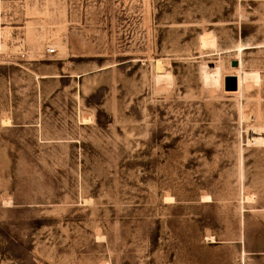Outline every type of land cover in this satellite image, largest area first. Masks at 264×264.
<instances>
[{
    "label": "rangeland",
    "instance_id": "374dc122",
    "mask_svg": "<svg viewBox=\"0 0 264 264\" xmlns=\"http://www.w3.org/2000/svg\"><path fill=\"white\" fill-rule=\"evenodd\" d=\"M0 264H264V0H0Z\"/></svg>",
    "mask_w": 264,
    "mask_h": 264
},
{
    "label": "bare ground",
    "instance_id": "6f19581e",
    "mask_svg": "<svg viewBox=\"0 0 264 264\" xmlns=\"http://www.w3.org/2000/svg\"><path fill=\"white\" fill-rule=\"evenodd\" d=\"M236 59H237V61H238V65L237 66H231L232 67V69H230V70H228L227 71V75L226 76H234L235 78H236V80H237V89L236 90H234V91H225V92H239V90H240V86H241V78H240V68H241V66H242V63H241V60H240V58H238V57H236ZM235 59V60H236ZM160 65H161V60L160 59H157L156 60V67L157 68H160ZM225 77V76H224ZM223 82L224 81H222V86H223ZM224 89V88H223ZM203 199H202V201H207V200H209V197L208 196H204V197H202ZM167 199V198H166Z\"/></svg>",
    "mask_w": 264,
    "mask_h": 264
},
{
    "label": "water",
    "instance_id": "95a60500",
    "mask_svg": "<svg viewBox=\"0 0 264 264\" xmlns=\"http://www.w3.org/2000/svg\"><path fill=\"white\" fill-rule=\"evenodd\" d=\"M230 64L231 66H237L238 61L235 59L231 60ZM224 89L227 91H234L237 89V80L234 76H227L225 78Z\"/></svg>",
    "mask_w": 264,
    "mask_h": 264
},
{
    "label": "built area",
    "instance_id": "2783aa9c",
    "mask_svg": "<svg viewBox=\"0 0 264 264\" xmlns=\"http://www.w3.org/2000/svg\"><path fill=\"white\" fill-rule=\"evenodd\" d=\"M49 51L52 52L53 51V48H51Z\"/></svg>",
    "mask_w": 264,
    "mask_h": 264
}]
</instances>
